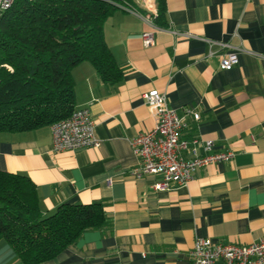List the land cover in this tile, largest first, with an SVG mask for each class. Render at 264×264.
I'll use <instances>...</instances> for the list:
<instances>
[{
  "label": "crops",
  "instance_id": "1",
  "mask_svg": "<svg viewBox=\"0 0 264 264\" xmlns=\"http://www.w3.org/2000/svg\"><path fill=\"white\" fill-rule=\"evenodd\" d=\"M164 1L150 46L141 33L144 16L157 15L155 0H131L105 21L119 82L102 81L87 61L71 70L74 108L90 109L96 147L53 152L49 126L0 132V170L32 180L42 216L61 204L99 203L108 218L40 264H191L197 237L238 245L264 239V0ZM230 50L238 63L222 70ZM152 89L185 115L183 137L199 140L197 155L201 141L212 140V152L234 156L165 191L153 189L157 177L136 176L130 143L153 127L143 99ZM0 264H20L6 243Z\"/></svg>",
  "mask_w": 264,
  "mask_h": 264
},
{
  "label": "trees",
  "instance_id": "2",
  "mask_svg": "<svg viewBox=\"0 0 264 264\" xmlns=\"http://www.w3.org/2000/svg\"><path fill=\"white\" fill-rule=\"evenodd\" d=\"M131 0H14L0 17V132L50 126L74 108L71 70L93 65L110 84L122 78L103 33L104 23ZM155 24L165 1L155 0ZM108 222L99 203L61 204L42 216L35 184L0 170V243L20 264H40Z\"/></svg>",
  "mask_w": 264,
  "mask_h": 264
},
{
  "label": "built area",
  "instance_id": "3",
  "mask_svg": "<svg viewBox=\"0 0 264 264\" xmlns=\"http://www.w3.org/2000/svg\"><path fill=\"white\" fill-rule=\"evenodd\" d=\"M14 0H0V17ZM125 7V6H124ZM126 8V7H125ZM132 13L138 14L129 7ZM155 15L144 16L148 29L141 33L143 46L155 43ZM176 34V32H174ZM227 47L228 44L221 43ZM238 63L237 52L230 50L221 56L220 68L230 70ZM153 118V127L131 140V149L138 163L133 173L138 176L157 177L152 187L156 191L169 190L174 186H185L192 174L211 163L228 161L232 151L212 152V140L201 141L202 154L197 155L195 145L198 139L187 140L183 132L187 126L185 115H179L170 108L164 92L152 89L143 94ZM196 120L197 112L185 110ZM53 152L96 147L99 141L94 132V121L88 107L75 108L71 114L50 126ZM191 152L192 157L185 154ZM191 264H264V239L250 245L224 244L208 237H197L189 253Z\"/></svg>",
  "mask_w": 264,
  "mask_h": 264
}]
</instances>
